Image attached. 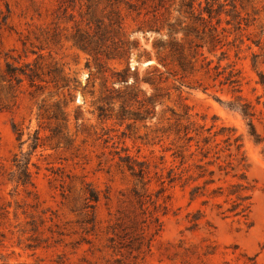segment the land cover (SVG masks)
Wrapping results in <instances>:
<instances>
[{
	"label": "rangeland",
	"instance_id": "obj_1",
	"mask_svg": "<svg viewBox=\"0 0 264 264\" xmlns=\"http://www.w3.org/2000/svg\"><path fill=\"white\" fill-rule=\"evenodd\" d=\"M164 1L175 21L182 0ZM87 4L0 0V264H264V0H228L223 48L206 52L214 64L227 53L222 66L231 65L240 93L215 72L184 74L170 62L156 106L154 88L136 84L134 72L142 80L157 63L138 60L160 37L145 28L147 10L122 9L119 28L105 4L90 20ZM106 26L105 50L119 56L96 60L75 46L78 30L104 41ZM238 104L253 107L260 144ZM184 107L189 121L178 122ZM189 124L196 139L202 127L243 136L254 189L248 220L218 215L216 186L193 201L194 184L162 186ZM130 166L143 167L146 190Z\"/></svg>",
	"mask_w": 264,
	"mask_h": 264
},
{
	"label": "trees",
	"instance_id": "obj_2",
	"mask_svg": "<svg viewBox=\"0 0 264 264\" xmlns=\"http://www.w3.org/2000/svg\"><path fill=\"white\" fill-rule=\"evenodd\" d=\"M153 1L88 0L87 4L90 11V20L95 18L93 11L100 5L105 4V9H110L109 14H116L118 17L115 23L111 21V26L115 24L119 28L122 26V20H119L122 9L136 13L138 16L143 14L142 9L147 10L144 13V16L148 18L145 28L160 35V37L153 41L152 51L140 53L138 60L146 59L151 63L155 60L157 63L148 66L147 76L142 80L139 78V69H135L134 72L136 84L143 82L154 88V95L150 98L151 104L156 106L160 99L164 97L162 86L169 82L170 77L167 76L168 72H163L161 68L167 69L170 62L177 65L184 74L204 72L206 75H210L215 72V80L222 76L223 80L220 81L222 85L229 84L237 87L240 93L241 91L238 89L240 82L234 80L235 76L232 71L226 74L231 65L222 66V63L228 59L227 53L222 51L216 64L206 56L207 52L217 57L218 50L223 48L220 47L222 43L221 35L226 33L227 29L221 28L223 24L222 15L229 16L230 12L226 9L228 0H182L181 7L178 9L179 16L175 21H171L166 16L168 8L164 0H159L158 4L152 3ZM226 23L231 24L230 21H226ZM107 27L110 26L103 29L104 41L103 37L96 39L89 33L78 30L73 36L75 46L95 57L96 60H99L100 57L110 59L111 56H119V49L115 50L116 55L110 53L107 49L105 50L107 48L105 42L107 41ZM180 36H182L181 39ZM133 44L135 45L133 49L140 50L141 47L138 41H134ZM131 51L132 49L125 51L123 56L128 58ZM130 71L128 65L121 79L126 81ZM261 84L264 86V76L262 75ZM204 90L207 91L206 88ZM233 109L240 112L244 118L249 119L250 135L257 144H260L262 141L253 123L255 117L253 107L250 104H238ZM183 110L184 113L179 117L178 122L185 119L189 121L187 108L184 107ZM213 129L214 127L204 130V127H202L201 132L197 131L196 136L198 139H196L190 135V124L185 127L186 143L184 146H179L177 152L173 154L174 163H179V165L169 168L167 180L161 178V184L163 186L168 182L170 186L180 185L181 187L194 184L190 193L192 201L199 196L202 189L216 186L212 191V196L214 199L223 200V203L217 204V208L220 210L218 215L223 219L248 220L253 208L254 189L248 178L251 166L244 150V138L242 135H237L236 130L226 128L221 129V133L212 135ZM206 132L208 136L205 135ZM219 136L224 137L225 140L222 143L225 147L217 144ZM193 143L196 147L195 151L192 150ZM129 168L133 177L142 185V189L146 190L148 188L146 183L147 174L143 167L141 166L139 170H136L134 166ZM22 173L25 178L23 182L25 184L27 181L31 182L28 167L24 168ZM228 179L236 180V182H228ZM222 180L227 184L226 187L219 184ZM199 182H203V186L196 185ZM135 192L137 196L142 197L137 188ZM201 194L202 196L205 195V193ZM197 226L195 224L193 229Z\"/></svg>",
	"mask_w": 264,
	"mask_h": 264
},
{
	"label": "water",
	"instance_id": "obj_3",
	"mask_svg": "<svg viewBox=\"0 0 264 264\" xmlns=\"http://www.w3.org/2000/svg\"><path fill=\"white\" fill-rule=\"evenodd\" d=\"M149 65H150V63H147V64H146V66H149Z\"/></svg>",
	"mask_w": 264,
	"mask_h": 264
}]
</instances>
